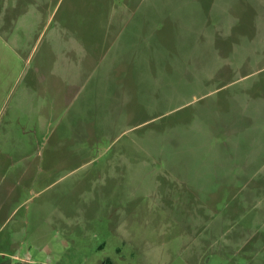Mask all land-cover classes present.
Masks as SVG:
<instances>
[{
    "label": "rangeland",
    "instance_id": "rangeland-1",
    "mask_svg": "<svg viewBox=\"0 0 264 264\" xmlns=\"http://www.w3.org/2000/svg\"><path fill=\"white\" fill-rule=\"evenodd\" d=\"M263 164L264 0H0V264H264Z\"/></svg>",
    "mask_w": 264,
    "mask_h": 264
},
{
    "label": "crops",
    "instance_id": "crops-1",
    "mask_svg": "<svg viewBox=\"0 0 264 264\" xmlns=\"http://www.w3.org/2000/svg\"><path fill=\"white\" fill-rule=\"evenodd\" d=\"M258 177L259 175L261 177L264 178V164L260 167V172H256ZM2 186L0 185V192L2 191ZM15 190V187L12 186L11 181L9 182H5V186H4V193L3 195L0 197V215L6 213L7 211H9V209L12 207V199H13V192ZM1 195V194H0ZM15 259H18L17 257ZM30 258L26 259V260H22V262H20L21 264H29Z\"/></svg>",
    "mask_w": 264,
    "mask_h": 264
},
{
    "label": "built area",
    "instance_id": "built-area-1",
    "mask_svg": "<svg viewBox=\"0 0 264 264\" xmlns=\"http://www.w3.org/2000/svg\"><path fill=\"white\" fill-rule=\"evenodd\" d=\"M31 262H29V264H30Z\"/></svg>",
    "mask_w": 264,
    "mask_h": 264
}]
</instances>
